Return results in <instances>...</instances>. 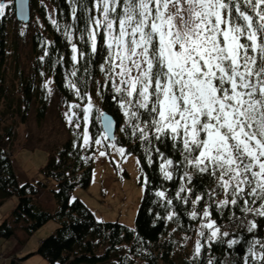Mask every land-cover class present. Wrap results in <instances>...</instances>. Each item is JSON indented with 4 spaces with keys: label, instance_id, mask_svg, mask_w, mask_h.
<instances>
[{
    "label": "trees",
    "instance_id": "1",
    "mask_svg": "<svg viewBox=\"0 0 264 264\" xmlns=\"http://www.w3.org/2000/svg\"><path fill=\"white\" fill-rule=\"evenodd\" d=\"M47 1L51 11L45 0H29L28 22L16 19L14 3L0 17V205L11 196L17 197L12 210L0 221V238L16 236L18 232L32 234L50 220L57 225L40 240L34 252L23 257L11 255L9 264H21V260L35 253L48 264H208L210 259L213 264H244L251 241L264 240V217L244 211L242 202L239 206L223 208L214 204L210 209L211 219L221 232L230 233L223 240L237 238L241 243L228 247L227 243L218 241L211 247L205 245L197 256V240L205 243V238L198 235L205 223L202 211L212 201L205 197L199 204H185L176 194L181 187L191 188L190 200H194L196 195L216 188L215 180L183 164L179 145L173 146L170 139H153L149 144L139 138V133L132 135L128 118L115 99L118 94L100 71L107 51L101 44L99 54H92L84 32L89 15H97L95 0ZM27 32L32 57L30 67L25 70L21 64L20 42L26 40ZM66 32L71 33V38ZM82 34L84 40L80 39ZM73 44L86 53L79 63L71 59ZM73 71L76 76L71 75ZM49 79L66 104L79 105L76 108L79 117L88 102L86 97H81L84 94L91 97L93 115L87 126L91 141L85 145L81 127L72 128L68 137L50 147L47 162L40 169L42 179L20 183L11 163L9 146L17 122L28 120L32 105L37 122L47 114L50 97L45 83ZM69 81L79 89L80 96L69 86ZM104 110L116 121L112 142L126 154L133 153L140 168L143 193L134 227L116 220H97L91 209L73 196L75 187L86 188L91 182L96 151L93 144L96 137L104 134L99 119ZM157 148L159 153L155 151ZM160 153L174 161L168 169L173 171L172 179H166L161 171ZM184 172L191 175V182L182 179ZM50 183H54L50 188L55 204L53 210L38 201L40 193ZM159 192L165 195L161 197ZM186 195L189 193L180 192V197ZM223 198V193L217 189L216 199ZM168 200L172 203L168 204ZM259 203L251 207H258ZM194 209L200 213L195 219L191 217ZM172 213L175 215L168 219ZM253 221L257 228L248 232ZM203 230L207 234L208 230Z\"/></svg>",
    "mask_w": 264,
    "mask_h": 264
},
{
    "label": "snow or ice",
    "instance_id": "2",
    "mask_svg": "<svg viewBox=\"0 0 264 264\" xmlns=\"http://www.w3.org/2000/svg\"><path fill=\"white\" fill-rule=\"evenodd\" d=\"M24 2L19 0L21 15ZM13 3L0 0V17ZM94 8L97 15H89L84 32L92 54H99L101 44L107 51L100 71L118 94L115 99L132 135L139 133L149 144L170 139L179 145L183 164L215 180L216 188L194 200L191 188L180 189L189 195L176 194L185 204H199L205 197L212 201L202 211L206 222L198 235L205 243L197 240L196 255L218 241L228 247L240 244L237 238L223 240L230 233L221 232L210 209L242 202L244 211L264 217V0H95ZM72 53L74 63L86 57L76 44ZM69 86L81 95L74 83L69 81ZM85 97L87 123L93 104ZM77 107L72 104L65 113L69 123L76 116L71 109ZM111 123L107 121V129ZM83 140L87 145V127ZM119 151L123 154L124 149ZM160 155L161 171L172 179L168 169L174 161ZM182 179L191 182L192 177L184 172ZM217 189L223 199H216ZM257 201L259 206L251 207ZM199 215L191 212L193 219ZM256 228L253 221L247 231ZM247 253L244 264H264V240L253 239Z\"/></svg>",
    "mask_w": 264,
    "mask_h": 264
},
{
    "label": "rangeland",
    "instance_id": "3",
    "mask_svg": "<svg viewBox=\"0 0 264 264\" xmlns=\"http://www.w3.org/2000/svg\"><path fill=\"white\" fill-rule=\"evenodd\" d=\"M45 3L51 11L49 1L45 0ZM29 29L31 30L30 27ZM26 34V40L20 42L21 64L25 70L30 67L32 57L30 55L29 32ZM46 85L47 89H51V92L48 90L50 102L47 114L43 120L37 122L32 105L28 113V120L17 122L16 133L9 146L11 163H13L14 171L20 183L41 180L40 169L47 162L49 149L53 143L62 142L64 138L68 137L70 130L76 128L77 123H79L84 136V129L88 126L93 115L91 112L89 121L85 123L83 120L84 113L82 112L79 117L76 108H73L71 111L75 112L76 116L73 117L72 123H69L65 113L70 111L69 106L74 103L66 104L52 86L50 79L46 81ZM87 103L83 106L85 107ZM97 139L101 140L100 144L95 143ZM93 145L96 151L93 154L94 165L91 182L86 188L75 187L72 190L73 196H77L85 203L97 220H116L129 227H134L136 210L143 193L137 158L131 152L121 154L119 149L122 147L107 140L104 134L101 137H96ZM101 152H104L105 155L101 156ZM53 185L54 183H50L38 198L39 203L48 210H53L55 207L50 193V188ZM16 201L17 197L11 196L1 203L0 221L12 210ZM56 226V222L50 220L32 234L18 232L16 236L0 238V264H9L11 255L23 257L27 253L34 252L40 240L52 233ZM21 264H48V262L35 253L21 260Z\"/></svg>",
    "mask_w": 264,
    "mask_h": 264
},
{
    "label": "water",
    "instance_id": "4",
    "mask_svg": "<svg viewBox=\"0 0 264 264\" xmlns=\"http://www.w3.org/2000/svg\"><path fill=\"white\" fill-rule=\"evenodd\" d=\"M20 8H21V6L19 3V0H14V13H15L16 19L22 23L28 22L30 20V16H31L29 0H25V2H24L23 15H21ZM101 113L103 115H101ZM101 113L99 114L100 126L102 127L104 134L107 135V137H108L107 139L109 141H112L113 137H114L115 129L117 127L116 121L105 110L102 111ZM108 120H110L112 122L110 129H107V121ZM106 129H107V131H106Z\"/></svg>",
    "mask_w": 264,
    "mask_h": 264
}]
</instances>
